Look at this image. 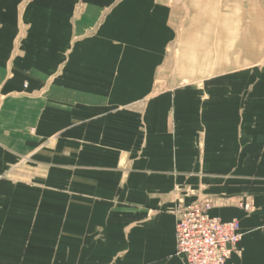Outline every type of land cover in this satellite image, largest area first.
I'll use <instances>...</instances> for the list:
<instances>
[{
	"label": "crops",
	"instance_id": "0c3cea01",
	"mask_svg": "<svg viewBox=\"0 0 264 264\" xmlns=\"http://www.w3.org/2000/svg\"><path fill=\"white\" fill-rule=\"evenodd\" d=\"M172 15L0 0V264H184L197 201L239 222L226 264H264V62L186 77Z\"/></svg>",
	"mask_w": 264,
	"mask_h": 264
},
{
	"label": "rangeland",
	"instance_id": "374dc122",
	"mask_svg": "<svg viewBox=\"0 0 264 264\" xmlns=\"http://www.w3.org/2000/svg\"><path fill=\"white\" fill-rule=\"evenodd\" d=\"M174 65L203 79L264 62V0H167ZM187 79V78H186Z\"/></svg>",
	"mask_w": 264,
	"mask_h": 264
},
{
	"label": "built area",
	"instance_id": "2783aa9c",
	"mask_svg": "<svg viewBox=\"0 0 264 264\" xmlns=\"http://www.w3.org/2000/svg\"><path fill=\"white\" fill-rule=\"evenodd\" d=\"M211 208L209 201L175 208V255L184 264H226L242 239L239 222L212 217Z\"/></svg>",
	"mask_w": 264,
	"mask_h": 264
}]
</instances>
